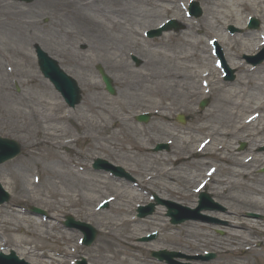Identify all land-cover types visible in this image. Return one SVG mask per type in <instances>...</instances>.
Wrapping results in <instances>:
<instances>
[{
    "label": "bare ground",
    "instance_id": "1",
    "mask_svg": "<svg viewBox=\"0 0 264 264\" xmlns=\"http://www.w3.org/2000/svg\"><path fill=\"white\" fill-rule=\"evenodd\" d=\"M40 1H48L52 4L61 24L87 26L85 33L92 36L94 43H98L97 46L102 40L118 41L120 39L118 34H124L126 31L138 34L137 29L133 27H140L143 30L154 22V18L163 13L174 10L179 15L180 8L176 7L175 3H180V7L185 8V0H35V2ZM203 5L204 13L197 22L187 23L176 17L185 24V29L165 35L159 48L155 49L163 50L160 61L155 55L157 61L162 63L163 70H151L135 75L125 68L126 78L123 85L130 95L121 100L106 102L104 105L95 104L94 101L87 102L76 126L81 132L91 131L90 137L102 150L120 149L126 155L140 156V167L155 171L153 168L157 165L162 167L171 164L173 167L159 171L156 169L155 174L147 175L144 177L145 181L141 182L145 187L144 183L148 181L152 183L154 178H173V180L165 179L159 184L156 193L159 197L179 194L178 189L174 187L177 182L176 176L182 171L179 167L186 166L192 170L189 172L190 180L203 184L217 197L227 195L233 202L227 211L217 216L227 221L224 227L226 232L224 239L213 237L204 223H193L188 224L197 231L192 233L193 240L186 239V236L178 240L175 233H166L167 224L159 223L157 230L162 233L165 243L189 250L201 249L200 244H205L216 253H231L237 256L239 252L243 254L251 252L250 255L255 256L258 252L254 249V241L251 238L256 236L260 246L264 248V225L262 226L254 218H243L242 214L245 212L264 214V175L255 173L257 168L264 164V153L257 152L258 147L264 145V61L259 65H253L249 60L264 43V0H208L204 1ZM7 7L11 6L8 4L0 7V17H2L0 29L2 26L6 27L10 18L21 20L20 15L24 13V11H7ZM244 11L255 13L262 19L263 27L258 32L259 40H256V33L253 30L243 31L237 39H230L222 31L228 24L244 30L245 20H242ZM19 22L26 23L22 20ZM71 33L63 29V34L68 36ZM211 39L217 41L223 48L227 66L236 71V78L231 83L221 80L218 60L211 54L208 44ZM13 51L22 61L27 57L26 52L21 48ZM155 62L154 58L149 61L150 64ZM124 64L117 61L114 66L123 68ZM89 84V89H93V84ZM36 86L40 90H45L47 94L40 98L42 102H38L35 109L28 106L30 112L26 126L33 125L38 128L43 124L45 136L52 145L69 146L82 138L88 139L87 136H78L75 139L58 140L70 134L69 128L64 125V118H71V115L69 111L64 112L63 105L61 106L56 96L48 93L49 89L46 85L39 83ZM200 98H209L211 105L202 113H196L187 129H177L163 123L150 129H139L132 124L129 117L134 101L151 106L153 112L162 114L161 118L168 121L169 114L176 110L196 112L193 106ZM22 114L21 110L10 112V115L16 119ZM155 132H163L168 136L173 147L170 154L162 157L160 153L151 155L145 151V145L154 138L150 133L155 134ZM118 138L121 144L128 143L129 148L134 150L130 152L129 149L125 150L124 146L120 147L112 143ZM242 141H247L249 144L245 151L236 149ZM171 154L177 157L173 159L170 157ZM38 157L42 160L47 159L41 155ZM29 160L34 161L35 155L31 154ZM60 173L62 172L55 170L52 177L56 179L57 175L61 176ZM76 174L79 173L75 172L73 175L79 182H85ZM124 187V184L112 187L114 194L111 200L118 203L113 208V215L104 216V220L101 221L102 228L108 230L103 231L104 238L107 234L110 236L113 230H124V233L120 231L118 235H114L117 241L115 244L122 245L123 249H118L113 255L108 256L106 252L110 251L109 244L102 246L101 251L94 257L96 262L94 264H130L126 261V257L120 258V254H126L133 260L137 259L125 248L129 245L132 250H137L139 246L130 243V239L133 238V233H130L134 226L132 223L137 221H132L134 219L128 216L132 201L138 194L132 186L127 189H123ZM50 193L51 196L59 195L55 191ZM192 193L194 194L193 191ZM184 195L188 196L186 192ZM63 202L60 204L62 209L66 208ZM70 202L74 205L76 200L72 198ZM13 205L0 207L2 211L4 208L11 211L6 214L9 216L1 221L6 238L4 242L0 238V246H8L9 250L11 246L16 247L21 256L30 259L32 264H74L71 257L76 253L77 248L72 244V236L69 232L66 230L61 232L58 229L59 233L51 234V231H54L53 225L42 228L44 225L35 222L33 218L18 215ZM161 220L160 214L155 212L147 218L139 219V222L146 224ZM22 222H30L35 228ZM179 233L184 231L179 229ZM119 236L124 238L120 239ZM41 237L62 240V252L39 253L38 250L45 244L38 241ZM66 256L70 259H66ZM233 259L234 262L228 260L227 264H250L248 258L240 260L237 256ZM260 264H264V261Z\"/></svg>",
    "mask_w": 264,
    "mask_h": 264
},
{
    "label": "rangeland",
    "instance_id": "2",
    "mask_svg": "<svg viewBox=\"0 0 264 264\" xmlns=\"http://www.w3.org/2000/svg\"><path fill=\"white\" fill-rule=\"evenodd\" d=\"M196 1L201 8L202 16L204 13L203 8L205 9L203 3L208 0ZM47 2L48 1L35 2L34 0L33 2L25 3L17 0H0V7L3 5L8 6V4L11 6L10 8L7 7V11H24L23 15L20 16H22L21 20L26 22L20 23L19 21L21 20L18 21L16 18H10L6 27L2 26L0 29V50L2 51L0 52V136L12 138L22 146V151L18 156L0 165V184L9 194V201L2 205L6 207L8 204H14L12 207L17 210L18 215L33 218L35 222H40L44 225L42 228L53 225L54 231H51V234L55 232L59 233L58 229H60L61 232L62 230H66L72 236V244L76 245L77 248L76 253L73 254L71 259L75 261L83 259L86 261V264H94L96 263L94 257L101 251L102 246L109 244L111 252H106L108 256L113 255L118 249H123L122 245L115 244L117 241L114 238V235H118L122 229L113 230L110 236L107 234L104 238L103 231L108 230L102 228L101 225V221H103L105 217L113 215V208L118 201L112 203L108 202V206L102 210L98 208L99 203L101 200L109 199V197L114 194L111 189L116 185L124 184L125 187L123 189L134 186L132 189L136 190L138 196L132 201V205L130 206L131 211L128 216L130 219H134L132 221H137L138 224H136L137 222L132 223L134 226L131 228L132 230H130V233H133V238L130 239V243L138 244L139 246L137 250H132V248L127 245L126 247L128 248L125 249L128 250V253L135 255L137 259L133 260L126 254H120V258L126 257V261L130 262V264H166L150 256V250H161L163 248L180 253V255L173 257V261L176 264H227L228 260L231 263L232 261L234 262L233 257L237 256L240 260L248 258L250 264H260L263 262L264 248L260 246V242L256 236L251 238V240L254 241L253 247L258 252L255 256L250 255L251 252H247L246 254L239 252L237 256L231 253H216L214 249L205 244H200L201 249L198 250L184 249L178 245L165 243V238H163L160 231L158 232V236L151 242L144 243L138 240L139 237L148 232L156 231V229L159 230L157 225L159 223L162 225L167 224L168 230L166 233H175L178 240L185 238V236L186 239L190 241L193 240L192 233L197 231L188 225L193 223H204L209 228L207 231L211 233L213 237L224 239L226 236L224 227L227 221L217 216L227 211L228 207L231 206L233 202L228 199L227 195L217 197L211 194L207 187H204L203 190L210 193V196L218 205V207H214L213 210L200 211L205 219L188 220L178 225H172L169 223V218L166 217V207L164 205H157L154 209V213L158 212L162 220L155 221L154 223H140L139 218L136 217V207L152 201L153 194L157 193L159 184L163 183L165 179L173 180V178H154L152 183H150L151 181H148V183L145 182V187H143V183L141 182L145 181L144 177L147 175L155 174L156 169L159 171L160 169L171 168L173 166L171 164L162 167L157 165L153 168L155 171L150 170V168L140 167V156L126 155V153L120 149H112L113 151L102 150L101 147H98L97 142H94L90 137L91 131L87 130L86 132H81L76 126V123L79 122L82 110L86 107L84 104L87 102L94 101L95 104L104 105L106 102L121 100L123 97L130 95L127 88H125L126 86L123 85L126 78L124 72L125 68L135 75H141V73H146L151 70H163V65L159 62L163 50H155L159 48L160 43H162L161 40L169 33H176L185 29V24L178 19H183L184 22L187 23L197 22L201 19V16L198 18L188 17L187 5L190 1L186 2V13L183 10H180L179 15L174 10L163 13L161 16L154 18V22L147 25L143 30L140 29V27H133V29H137L138 34H132L130 31H126L124 34H118L120 38L118 41L102 40L99 46H97L98 43H94L92 36L85 33L86 29H88L87 26L80 25V27H77L74 26V24H61L58 22L57 16L59 15L56 10H54L52 4ZM178 5L179 3H175L176 7H178ZM248 16L257 18L259 21L258 28L253 30L256 33L257 40L259 38L258 32H260L263 27V21L260 16L250 11H244L242 13V20L247 21L246 17ZM176 17H178V19ZM170 18H174L180 24V29L178 31H165L162 32L160 36L152 38L145 36L146 30L154 29L161 21ZM0 19H2V17H0ZM229 25L236 28V32L230 33L228 29ZM63 29L72 33L67 36L63 34ZM222 31L230 39H237V37L241 36L243 31H247V29L243 30L233 24H228L225 25ZM121 39H123L122 42ZM35 44H38L50 57L54 58L59 66L77 81L80 87L79 89H81L82 99L74 108H69L65 104L60 94L54 90L51 83L40 73L33 50ZM19 48L27 54V57L23 61L13 51ZM107 48L110 49L106 51L105 49ZM155 55L159 61H157ZM133 57L138 58L139 64L135 63ZM153 58L156 62L150 64L149 61ZM117 61L125 63L124 67L118 68L114 66L117 64ZM98 63L102 65L105 72L112 79L115 88L114 95H110L105 91V87L95 69V65ZM232 70L234 79L232 81L222 80L223 82L231 83L235 80L236 71L234 69ZM39 83L46 85L49 89L48 93H52V95L56 96L61 106L63 105L64 112L69 111L71 115V118H64V125L69 128L70 134L58 140L75 139L76 137L78 138V136H87L88 139L82 138L78 142L74 141L69 146L52 145L51 141L48 143L43 124L38 128L33 125L26 126L28 123L27 117L30 112L28 106L35 109L38 102L42 100L40 98L47 94L45 90H40L36 86ZM89 83L93 84V89H89ZM201 100L202 98L193 106L196 112H182L181 110H176L169 114L170 117L168 121H164L161 118L162 114L153 112L151 106L142 104L140 101H134V105L131 106V114L129 117L131 118L132 124L136 125L139 129H150L152 126L160 123L170 125V127L177 129H187L190 127L196 113H202L211 105V100L208 98L207 105L201 109L199 108V102ZM15 110H21L23 112L17 119L10 115V112H15ZM145 112L150 113L148 122H137L135 116ZM176 114L185 116L186 121L184 124H180L175 120ZM150 134H152L154 138L145 145V151L151 155H158V153H160L159 155L162 157L170 154L173 147L171 146L172 144L169 143L168 136L163 132ZM131 135L134 137L133 134ZM141 139L143 143H145L144 139ZM167 141L169 143L168 151L156 153L152 151L155 144L160 142L167 143ZM243 142L245 143V147L240 150L239 144L236 147L237 150L245 151L248 149V142L242 141V143ZM112 143L120 147L122 145L125 150L129 149L130 152L134 150L129 148L130 145L128 143L121 144L120 138L116 141H112ZM262 147L263 146L258 147V153H264ZM139 153L141 154V152ZM31 154L35 155V160L32 162L29 160ZM38 155L47 159L42 160ZM96 157L106 159L110 163L121 166L131 174L134 181L115 178L102 170H93L91 164L92 160ZM170 157L174 159L177 155L171 154ZM179 168L182 171L178 172L176 176V186H174L178 189L179 194L173 196L162 195L163 198L161 199L178 202L183 205V207L188 206L194 208L196 206L197 196L195 193H192V188L196 186L197 181H193V179L190 180L191 175L189 172H192L191 169L186 166H180ZM262 169H264V164L258 167L255 173L264 175V172L261 171ZM55 170L62 172L60 173L61 176L57 175L56 179L52 177V175L55 174ZM75 172H78L79 174L76 175L85 182H79L73 175ZM133 182H137V186H135ZM185 188L186 190H184ZM52 191L57 192L59 195L51 196L50 192ZM185 192L188 196L184 195ZM72 198L76 200L74 205L70 202ZM61 202L65 204L66 208H61ZM2 205H0V207ZM29 206H35L45 210L48 216L43 218L42 216L31 214L28 210ZM9 212L11 211L8 208H4L3 211L0 209V238L3 242L5 241L6 234L3 233L4 227L1 221L6 216H9L6 215L7 213L9 214ZM68 214L72 215L74 219L80 220L81 222H88L94 226L97 231V236L91 245L84 246L81 244L80 239L82 238V233L80 230L66 228L63 225L62 222L64 221V217ZM242 217L246 219L254 218L258 220L262 226L264 225V214L262 213L253 214L251 212H245L242 214ZM22 223L31 225L33 229L35 228L30 222ZM179 229L183 230L184 233H179ZM127 232H129V230ZM121 233H124V230ZM130 233H127V235H130ZM119 238L123 239L124 236H119ZM201 239L205 240L204 238ZM38 241L45 243L43 247L38 250L39 253L47 251L49 254H53L55 251L62 252L63 250L62 240H56L54 237L48 239L41 237L38 238ZM11 249L24 264H32L30 259L21 256L20 251L16 249V247L11 246ZM10 250L8 246H0V252L9 253ZM205 253H214L215 257L210 261L197 260L195 257L196 255H204ZM66 259H70V257L66 256ZM45 260L50 261L48 259Z\"/></svg>",
    "mask_w": 264,
    "mask_h": 264
},
{
    "label": "water",
    "instance_id": "3",
    "mask_svg": "<svg viewBox=\"0 0 264 264\" xmlns=\"http://www.w3.org/2000/svg\"><path fill=\"white\" fill-rule=\"evenodd\" d=\"M30 1V0H26ZM194 13L196 15L199 14L198 9L194 10ZM252 26H257V20L253 21ZM159 32H153L152 35L158 34ZM39 52V65L40 68L43 72V74L46 77H49L50 80L53 82L57 90H60L64 93L66 96L67 102L69 103L70 106H73L79 101V90L77 89L76 82L69 76H67L57 65V63L54 60H51L50 58L46 57L45 54L41 53L40 50H37ZM99 69V72L102 75L103 81L106 84L107 90L110 92L112 91L111 88V82L108 76L103 72L102 68L100 66L97 67ZM203 103L202 105H204ZM148 116L147 115H141L137 116V120L139 121H147ZM0 144L4 146L5 150L0 154V163L4 162L5 160L13 157L17 152H19V147L17 143L14 141L8 140V139H1L0 138ZM159 146L158 148H160ZM100 160H97L96 162L99 163ZM206 197V196H205ZM207 198V197H206ZM8 199V195L5 193L0 194V201H4ZM36 212H42L39 209H34ZM87 226V225H86ZM84 226L88 231H86L87 237L85 239V243L89 244L92 239L94 238L95 232L94 229L91 228L90 226ZM8 260H13L15 261V255L12 254L10 256L4 257Z\"/></svg>",
    "mask_w": 264,
    "mask_h": 264
}]
</instances>
